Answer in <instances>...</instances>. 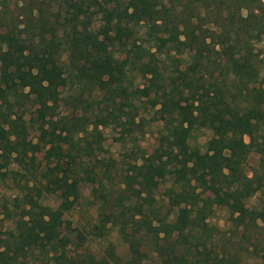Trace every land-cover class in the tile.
<instances>
[{
    "label": "trees",
    "instance_id": "1",
    "mask_svg": "<svg viewBox=\"0 0 264 264\" xmlns=\"http://www.w3.org/2000/svg\"><path fill=\"white\" fill-rule=\"evenodd\" d=\"M254 1L15 4L16 12L0 27V150L17 169L0 171V181L8 176L17 184L22 177L24 187L30 181L39 194L56 200L36 209L2 206L28 247L9 236L0 239V264L17 257L48 264H129L109 243L99 257L90 249L76 250L87 235L100 237L112 227L132 255L139 252L141 234L148 233L157 259L146 264H245L240 253L264 256V209L243 204L264 189V101L236 99L258 76L242 35L246 28L257 35L263 25L253 14L239 15ZM209 91L212 100L205 98ZM144 112L161 123L157 146L142 159L115 166L102 152L98 127L112 128L113 139L124 146L143 133ZM28 127L44 144L41 164L24 142ZM199 127L211 135L183 168L171 146L180 132ZM252 151L257 164L247 175L242 162ZM200 171L211 186L203 184ZM166 176L171 181L165 195L175 204L169 220L154 196ZM81 203L94 207L88 229L61 225L60 216ZM210 204L223 209L233 233L224 236L206 222ZM61 231L69 233L72 248ZM211 244L215 248H207Z\"/></svg>",
    "mask_w": 264,
    "mask_h": 264
},
{
    "label": "rangeland",
    "instance_id": "2",
    "mask_svg": "<svg viewBox=\"0 0 264 264\" xmlns=\"http://www.w3.org/2000/svg\"><path fill=\"white\" fill-rule=\"evenodd\" d=\"M25 0H0V27L4 25L10 16H12L16 12V6L18 7L23 4ZM21 12V9L17 10ZM23 12V11H22ZM252 14L256 16L255 19L261 22L263 26H261V30L258 31L257 35H253V31H249V28H246L245 34L242 37L247 39L249 54L252 58L251 62L254 64V68L258 72L257 79L247 84L248 92L245 90L242 93L236 94V99H246L252 101L257 99V101L262 103L264 101V0H255L254 2H250L246 8H241L239 11V15L244 17L245 15L249 16V19L253 18ZM21 16H19L20 18ZM246 26L252 25L251 23L245 22ZM241 35V34H240ZM164 39L167 37L163 36ZM236 64V63H235ZM236 89H231V92H236ZM205 98L208 100H212L215 98L214 92L209 91L205 94ZM101 131L103 140L102 144V152L105 156L111 157L115 166H117L120 161L119 160H139L142 159L146 155H150L152 149L157 146V142L159 141V136L163 132L160 121L150 120L149 113L144 112L143 119V133L137 134L133 142H127L124 146L119 144L113 138L117 135L116 131H113L110 127H98ZM211 135V130L206 127L195 128L188 134H184L180 132L171 146V151L175 154L176 164L180 165L183 168L189 166L188 158L191 155L194 149L202 151L203 144L205 140ZM24 142L28 144V151H32L34 157L37 159L38 163L41 164L43 162L42 150L44 148V144L42 140H40L38 133L31 127H28L26 135L24 137ZM164 147V145H161ZM28 153V152H27ZM122 157V155H124ZM257 155L252 151L250 152L242 162V170L245 174L250 175L252 169L256 166ZM8 169H17L15 164L10 159L8 154L1 153L0 150V171H5ZM200 179L203 184H207L211 186V181L209 175L205 171L198 172ZM171 181L170 176L164 177L159 181L157 188L155 189L154 196L157 199L156 204L160 206V210L166 211L167 216L166 220L170 219L172 211L175 208V204L165 193V189L169 187ZM31 182H28V187H24V180L22 177L17 179V184L11 180L10 177H6L4 181H0V239L7 238L8 236L16 239V244L21 247L27 248L26 237L23 234H17L8 219L4 216L3 208L4 205L7 209L10 208L12 203H15L17 208H27L32 206L31 208L36 209L42 205L52 206L55 203L56 198L52 195H44L39 194L33 187L30 186ZM198 185V184H197ZM196 185V186H197ZM136 190H140V186L137 185ZM88 187H82V194L87 196ZM133 193L135 192L134 187L130 189ZM199 190V187L195 189ZM244 206L247 208L254 209H264V189L257 190L251 196L246 198L243 201ZM12 208V206H11ZM17 208L14 209L17 211ZM258 212L257 221L259 224L262 223L260 220ZM94 216V207L93 205L84 204L77 205L70 209L66 214L60 216L61 225L64 224L65 228L68 229H77V228H85L88 229L86 221H93ZM150 217V216H148ZM264 217V216H263ZM206 222L219 230L222 235L227 236L234 232V229L228 228V221L226 220V214L220 207L214 206L210 204V210L205 217ZM134 228H137V222H134ZM107 226V225H106ZM133 228L131 233L134 234L136 229ZM260 235L263 236V230H260ZM61 231L62 237H69V233L63 234ZM175 233H173V236ZM143 241L139 243L138 248L139 252L137 254H129L127 243L124 240L120 239L119 235L115 232L114 228H110L109 230L104 231L103 236L97 237L96 235L89 234L86 239L82 242V246L76 248V250H80L85 248L87 250H91L96 257H99L104 252L105 246L109 243L111 244L113 251L119 257L121 262H125L127 259L129 264H146L147 262H155L157 256L152 250L150 243L151 240L148 236V233H142ZM161 236V234H159ZM216 238V237H215ZM159 242V241H158ZM68 248L73 247V240L69 237V242L67 243ZM215 248L212 244L207 246V248ZM1 250V249H0ZM241 258L245 259V264H264V256H250L247 255L244 257L243 254L240 253ZM11 264H48V260L44 258H30V259H20V257L15 258V263Z\"/></svg>",
    "mask_w": 264,
    "mask_h": 264
}]
</instances>
